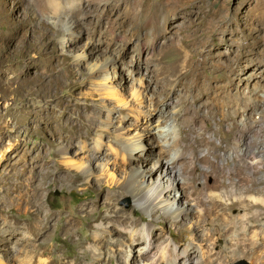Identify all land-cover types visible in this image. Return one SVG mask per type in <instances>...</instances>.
Wrapping results in <instances>:
<instances>
[{
	"label": "rangeland",
	"instance_id": "1",
	"mask_svg": "<svg viewBox=\"0 0 264 264\" xmlns=\"http://www.w3.org/2000/svg\"><path fill=\"white\" fill-rule=\"evenodd\" d=\"M174 135L194 153L185 191L203 211L191 225L128 195L132 183L167 186L144 144L142 176L118 157L122 143L150 137L157 150ZM262 200L264 0H0V264L36 247L55 264H119L110 241L143 227L157 246L260 264L258 251L238 260L227 246L245 219L260 250ZM27 238L35 248L16 255ZM133 243L138 256L145 240Z\"/></svg>",
	"mask_w": 264,
	"mask_h": 264
},
{
	"label": "bare ground",
	"instance_id": "2",
	"mask_svg": "<svg viewBox=\"0 0 264 264\" xmlns=\"http://www.w3.org/2000/svg\"><path fill=\"white\" fill-rule=\"evenodd\" d=\"M179 65H180L179 63H176L174 67L177 68L179 67ZM184 66L186 67V64ZM170 107L171 106L166 105V108H170ZM161 118L162 116L158 114L150 115V121L152 123H154L155 121L158 122ZM156 127H160V126H156ZM167 137L168 134L164 138L167 139ZM180 141L181 139L179 140L174 135L172 138L168 139L167 148L166 147L164 148V146H160L159 149L157 150H154L153 148L155 147L157 142L155 140H151L150 137H147L144 140L141 139L140 141L131 144L122 143L120 144L118 149V157L119 159L122 160V162L124 161L127 163H131L134 166L136 164H142L143 167L141 166L138 169H136V172L139 171L142 176V173L144 174L145 172H147V170H150V164L148 163L144 164L138 162V157L143 158L142 153H144L145 151V149L143 148V144H144V146L147 148V153H148V154L145 153L147 156L145 160L147 162H151V160L154 161L153 169H155L157 172L160 171L161 173L165 174V177L167 178L166 179L167 186L162 187L160 184L154 185L152 183L151 184L146 183L147 184L146 185L144 181L140 182L139 185L132 183L127 191L128 195L130 196L132 201L136 203L137 206H139L142 210L146 212L151 213L156 210H163L169 215H172L171 217H173L175 220H178L179 218L183 217L187 221V223L191 225L195 218L194 215L196 213H201L203 210L202 208H200L201 203L197 197L190 195V193L186 195L185 184H186L187 175L184 172L186 171L185 161L189 160L190 162H193L194 153L193 150H191V152L186 154L184 152V148L180 144ZM166 159L168 160L171 159V161L167 162ZM242 165L247 166L245 161L242 163ZM111 178L112 177H110L109 180ZM114 180L112 178L110 183L115 182ZM229 184L231 187H235L234 182L229 181ZM173 189L177 190V192L179 193L180 200L182 201L179 200L178 202H176L174 200L175 195L172 194L170 191ZM164 190L168 191V193L170 194L169 196H173V198L170 197V200H168L167 202L162 201V193H164L163 192ZM181 195H184V199H181ZM235 195H236L235 193L232 194L234 198H236ZM239 197L242 199V195H240ZM175 202L177 203V207H178L177 210L175 209L174 206ZM261 202L264 204V200H262ZM197 221L198 220H195L194 223H197ZM250 229H251L250 223L246 222V220L243 219L240 234H238L239 241H233L234 238L228 236L229 245L227 246V250L229 251L228 252L230 254L229 256L238 260L239 259L251 260L254 257V254L258 251L259 253H257L258 254L257 256L259 257L260 264H264V237H263V241L261 242V246H259L260 250H258V248L255 246L252 247L251 244L253 243H250L251 247H248L249 245L248 241L250 239L249 234L251 232ZM100 234H102V228L98 224L95 231L93 232L94 239L99 238L98 236ZM136 236L145 240V246L141 248L138 256L136 255L134 256L135 254L134 251L138 246L133 243V240ZM131 238L133 239V240L131 239V242L121 247H119L118 242H115L114 240L110 241L112 244L113 243L115 244L114 245L115 251L119 252V254H122L124 256L123 262L121 263L119 262V264H225L224 259L221 256H219L218 253L212 251V249L214 250L213 246H210V250H204V252L206 253L205 256L201 254L203 251L202 246L197 244H191L189 248H186L185 250L181 251L177 245L173 244V240H168L166 238H163L162 240L159 241L158 243L159 246H157L156 238L152 236L150 228L147 227H143L141 233H137V232L135 233V231H131ZM233 243H235V245H233ZM31 248L32 249L35 248V245H32V240L31 239L29 240L28 238L23 239L22 241L19 242L16 248V255H22L24 252H27L26 249L30 250ZM35 250H32L35 253L34 256L25 255L24 258L18 259V264H34L35 257L38 255L40 256V264L57 263L54 262L51 258H45L46 251L44 249H40L39 252H36ZM181 256H183L184 261L181 259ZM148 260L150 261L148 262ZM97 262L99 261L97 260Z\"/></svg>",
	"mask_w": 264,
	"mask_h": 264
}]
</instances>
